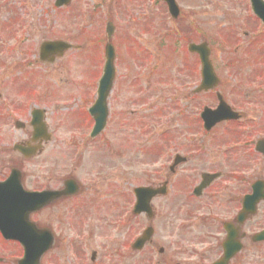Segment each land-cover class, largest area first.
Masks as SVG:
<instances>
[{"label":"flooded vegetation","instance_id":"obj_1","mask_svg":"<svg viewBox=\"0 0 264 264\" xmlns=\"http://www.w3.org/2000/svg\"><path fill=\"white\" fill-rule=\"evenodd\" d=\"M175 1L178 17L172 15L166 2L145 0V25L150 34L155 35L158 29H163L161 34L167 40L172 38L176 44H187L191 34L196 44L208 43L210 59L219 77L217 89L232 93L244 91L245 99L228 103L238 112L239 119L219 123L211 130L205 129L201 114L206 107L214 110L218 104L172 108L167 121H163L161 115L155 142L164 145L161 141L165 134L163 129H171L172 136L164 140L172 142L173 153L160 151L158 154L157 148L152 149L155 153L150 161L153 168L142 172V181L134 174L132 159L119 164L117 132L128 135L131 123L124 113L111 111L113 96L108 128L97 137H90L94 123L83 109L81 116L73 119L46 120L44 113L47 133L34 136L32 123L34 116L38 120L39 115L38 111H29V108H45L43 85L26 86L34 75L40 76L41 70L35 1L28 10L26 0L0 1V7L3 6L0 15L3 9L16 14L12 20H0V108H13L24 118L22 128L12 132L11 120L6 121L7 117L0 116L3 126L0 128V155L10 157L14 153L19 156L15 164L6 166L1 165L0 160V183L12 178L15 188L20 182L24 190L39 193L62 189L69 178L75 179L80 186L78 195L56 203L52 199L31 216L38 229H49L55 237L56 245L51 252L58 251L57 236L61 234V223L54 211L59 203L77 199L79 204L81 199L96 200L100 194H113L117 197L118 208L112 228L116 233L105 250L103 264H216L226 258L227 250L232 253L227 264H264V0ZM191 2L194 7L189 6ZM75 3L76 0H72L67 7L69 14H79L76 10L80 7H75ZM120 9H115L117 17L121 16ZM98 13L99 9L94 7L89 16L85 13V17L99 19ZM189 14L194 15L195 22V29L190 33L181 29ZM154 16L161 17L158 23L163 25L155 26ZM29 17L34 19L30 22ZM152 37L150 44L157 43ZM99 43L102 44L101 41L96 44ZM106 43L97 47L100 54L105 51ZM124 43L121 39L115 40L117 57L118 49L123 48ZM80 44L74 45L72 51H84L86 64L82 69L87 73V81L81 91L75 89L76 97L79 102L92 105L96 103L98 93L97 68L102 69L104 63L101 57H98L101 62L94 63L91 51H88V47L91 48L88 36L84 34ZM196 58L200 61L198 55ZM117 62L122 63V60ZM201 74V71L196 73L200 82ZM187 80L181 84L184 100L190 90ZM120 84L115 85L114 93L118 87L125 93L124 83ZM59 132H64L63 141L58 140ZM13 138L15 144L9 142ZM119 143L125 150L130 144L125 135ZM55 146H67L71 153L80 156V168L75 167L68 174L62 187L58 186L61 180L55 178L54 167L50 164H26L36 158L45 160L44 156H50ZM16 147L18 151H15ZM102 149L107 157L105 160L99 155ZM19 150L31 154L23 156ZM125 166L127 172L122 185L121 168ZM78 172L82 180L77 179ZM139 187L159 191L149 203L150 216L133 215ZM21 195L22 192L14 188L1 193L14 202H21ZM89 208H86L88 216L85 220L81 218L80 209L73 211L72 221L79 229L87 220H90L89 229H101L100 213ZM24 210L25 207H19L16 213L22 215ZM147 231L150 233L145 245L137 250L136 243Z\"/></svg>","mask_w":264,"mask_h":264},{"label":"rangeland","instance_id":"obj_2","mask_svg":"<svg viewBox=\"0 0 264 264\" xmlns=\"http://www.w3.org/2000/svg\"><path fill=\"white\" fill-rule=\"evenodd\" d=\"M26 1L28 5L27 10L29 9L31 3L35 1L39 47L42 41L61 39L71 41L76 45H82L80 42L82 36L85 34L88 36L92 48H95V38L105 37L104 32L106 29V23L112 22L115 23V25H118L116 28V35L118 34V39H121L125 42L123 48L119 49L122 57V63L121 66L118 67L120 68V85L122 86L124 83L123 87L125 89V93L122 89H120V87L117 88V91L114 94L117 96V99L115 98L116 100L114 99L111 102V111H113L115 114L124 113V116L130 119L129 121L131 123V134L129 133L127 136L125 134L126 139L130 140V145L127 150L124 149L123 153H120L121 151L118 149L119 164L122 161L127 162L128 159H132L135 164L134 174L137 178H139V176H142L141 174L143 171L153 168V163H150V155L153 154L152 149L157 148L159 150L158 154H160V151L173 153V144L166 143L164 140V138L173 133V131L161 138V141L165 146H159L160 143L155 142L158 140L157 123L160 122L159 117L161 115L162 120L167 121V115H171L173 110L171 108H174L172 106L174 103V90L179 88V85L184 82L185 77H191L189 80L190 83L195 81L192 73L197 71L198 65L196 58L192 54H180L181 56L179 59L184 60V62H179L177 60L175 61L177 57L168 60V50H163L157 54V48L154 49L155 46L153 44H148V39L153 38V35H150L149 37V35L146 34L143 36L137 34L138 28L143 29L140 23L147 15V6L145 0H76L74 6L80 7L76 10V12H79L77 15H68L67 10L56 9L55 6H53L55 0ZM189 6L194 7L195 5H192L191 2ZM2 7H0V9ZM94 7L99 9V19L88 20L85 17V13H87V16H89L90 9ZM116 7L121 8L120 12H118L121 14L119 17H117L118 15L116 14ZM189 16H187V18H189ZM14 17H16V14H10L8 9L7 11L3 9L0 15V20H12ZM79 18L82 20H79ZM33 19L34 18L32 17L28 18L30 22ZM157 20H161V17L154 16L155 23ZM189 23H191L190 20L187 21V24ZM130 34L134 35L135 39L131 40L132 36H130ZM128 40H131L132 43L127 42ZM140 45L144 47L140 48ZM89 50L93 56L94 52L88 47V51ZM185 51H187V49H185ZM84 54V51L81 53L72 52L67 56V58L56 62L55 64L51 65V67L41 64V72H39L40 76L37 77V80H32L33 82L36 81V85H43V91L48 90L50 93H52L53 90L57 96L44 101V104L47 107L46 109L48 110L47 114L50 118L53 115H55V119H61V117L62 119H73L77 117V112L79 111L82 102H79L76 97H70L68 92L70 94L74 93L71 88H74V86L78 87L79 85L84 86V81H87V73L81 70L82 66L86 64L85 60L83 59ZM161 57L163 59H161ZM97 60L98 58L94 57V61ZM155 63L156 66H153ZM148 73L151 74V76H149ZM41 76L42 79H39ZM26 86L30 88L32 85L28 84ZM56 86L59 87V89L56 88ZM231 95V98L228 96L231 102L232 100L236 102L238 99L243 100L245 98L244 91H235ZM203 102H208L209 105H211L215 104L214 102H216V99L213 97L209 98V96L203 98L200 96V98H196L194 100L193 106H201ZM139 111H145L141 115L142 120L145 122L143 125H140V127V116L136 118L132 116V112ZM78 113L80 117L81 111ZM144 126L147 127L144 128ZM58 135V140L63 141L65 136L64 132H59ZM119 137L122 139L124 135H119ZM152 141L155 142V144H151ZM56 144L58 145V143ZM62 150L63 151L57 150V154L55 156L57 164L54 166V170L59 168V174H65L71 168V163H69V160L72 157L68 151H65L64 149ZM103 155L105 156L104 153ZM154 159L157 158L155 157ZM100 163L104 164L105 162L100 161ZM30 164L38 163L37 160H33L30 162ZM121 169V184H123L125 183L124 173L127 172V166ZM57 173L58 172L56 171V174ZM72 202H75V200H72L71 202L68 201V203L61 204L60 206L63 208H68L69 206H72ZM79 204L76 206V208L79 207ZM83 204L85 207L80 209L82 220H85L86 216H88L86 208L90 207L89 209L92 211H97L100 213V219H102V221L99 225H101V229L89 230V228H87L88 231L94 232L93 234L89 235L90 238L87 241L89 246H91V250H96L99 248L102 249V253L99 257H101L100 262H103V250L108 246L106 245V241L103 243V239H105L106 234L114 235L115 233L112 228H114V223L116 222L115 214L116 216L118 214L117 197H115L113 194L111 196L107 195L105 197L100 194L98 199L84 200ZM63 211L64 210L62 209V214L65 218L66 216ZM64 226L65 233L61 236L62 240L59 241V256L68 257L64 259L65 261L66 259L68 261L78 259V257H74V250H72L71 247H68L71 243L70 240L74 237L73 231L70 229L66 230V224ZM0 246L2 247V249L0 248L1 253L3 250L5 252L6 248H12L15 250L13 246L6 244L1 239ZM7 253H11V258L15 256L13 252ZM87 263H89V261H87Z\"/></svg>","mask_w":264,"mask_h":264},{"label":"water","instance_id":"obj_3","mask_svg":"<svg viewBox=\"0 0 264 264\" xmlns=\"http://www.w3.org/2000/svg\"><path fill=\"white\" fill-rule=\"evenodd\" d=\"M70 0H58L56 2V6L60 7V5H63V4H67L69 3ZM166 2L168 1L171 9H174L175 7V3L173 0H165ZM108 35H112L113 33V28L111 26L108 27ZM56 45H61V44H45L43 45V50L47 51L45 52L43 55H46V53L50 52L49 50H51L52 48H55L57 47ZM63 47V46H62ZM192 51H196V52H199L200 50L199 49H194V48H191ZM200 53V52H199ZM106 58H107V63H106V71H105V76L103 77L102 79V82H101V85L99 87V98H98V103L94 109V111L97 110L98 114H96V122H97V130L96 132L103 128V126L105 125V121H106V118H107V98H108V95L111 91V87H112V84H113V77H114V73H115V70L113 68V63L115 61V58H114V49L110 46H108L107 48V52H106ZM203 64H204V74L207 75V78H209L210 80L213 79V74H212V66L211 64H209V61H208V58L207 59H203ZM204 84V83H203ZM214 85V84H213ZM93 111V110H92ZM220 116V111H218L217 113H215V115H212L211 117L213 118H217ZM205 118H208V115H205ZM11 218H9L6 222L9 224L11 222ZM8 225H4L3 227H7ZM2 231H3V235L7 238V239H15V240H18L20 241L22 244H25L27 248L26 249V256H25V259H24V262H22L21 264H25V263H35L37 264L38 261L36 262L33 258H31L30 256V247L29 245L22 239L20 238L19 236H12L11 234H9L10 232L3 229L2 228ZM24 245V246H25Z\"/></svg>","mask_w":264,"mask_h":264}]
</instances>
